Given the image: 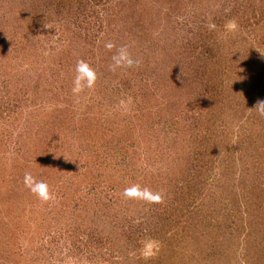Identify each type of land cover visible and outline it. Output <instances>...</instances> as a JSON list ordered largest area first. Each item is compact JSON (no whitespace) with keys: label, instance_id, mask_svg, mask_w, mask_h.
<instances>
[{"label":"rangeland","instance_id":"rangeland-1","mask_svg":"<svg viewBox=\"0 0 264 264\" xmlns=\"http://www.w3.org/2000/svg\"><path fill=\"white\" fill-rule=\"evenodd\" d=\"M257 101L264 0H0V264H264Z\"/></svg>","mask_w":264,"mask_h":264},{"label":"clouds","instance_id":"clouds-1","mask_svg":"<svg viewBox=\"0 0 264 264\" xmlns=\"http://www.w3.org/2000/svg\"><path fill=\"white\" fill-rule=\"evenodd\" d=\"M227 28L230 31L235 30L237 25L234 21H231L228 23ZM104 47L111 51L115 45L112 42H107ZM111 59L112 64L109 66L111 71H115L121 67L131 68L134 64L139 63V61H134L132 59L126 47L118 48ZM75 72L76 75L73 80L71 91L74 96L78 97L85 89H93L95 87L97 77L95 71L84 60L77 61ZM254 108L257 109L258 115L264 117V101H257ZM23 183L30 193L41 203H47L54 199V196L49 191L48 184L44 181L36 180L30 172H25ZM122 195L126 200L143 201L147 204H159L162 202V196L159 192H153L147 187L142 188L139 184H132L126 187ZM156 252H158V243L156 241L147 240L144 242L142 254L145 258L155 255Z\"/></svg>","mask_w":264,"mask_h":264}]
</instances>
